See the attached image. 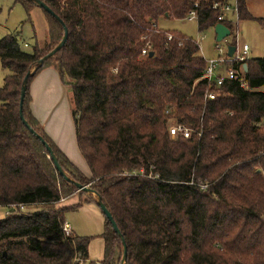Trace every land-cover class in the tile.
Returning a JSON list of instances; mask_svg holds the SVG:
<instances>
[{"label": "trees", "instance_id": "1", "mask_svg": "<svg viewBox=\"0 0 264 264\" xmlns=\"http://www.w3.org/2000/svg\"><path fill=\"white\" fill-rule=\"evenodd\" d=\"M43 1L62 21L43 9L44 46L24 51L15 34L0 38L6 71L0 86V264H120L123 254L106 218L99 235L103 257L95 263L88 252L92 236L64 233V213L78 203L56 204L82 191L58 174L19 117L23 77L61 40L63 26L64 45L28 77L23 117L67 176L99 194L126 242L124 264H264V178L256 170H264L258 127L264 91L257 90L264 85V57L246 60L245 86L226 79L217 88L202 78L207 61L198 43L159 27L163 18H185L198 1V29L213 28L214 0ZM245 4L237 0L238 18H254ZM147 42L153 54L141 56ZM50 66L69 86L89 177L30 111L28 85ZM209 91L217 92L214 99H205ZM170 118L188 125L190 137L172 139ZM37 205L41 209L19 211Z\"/></svg>", "mask_w": 264, "mask_h": 264}, {"label": "rangeland", "instance_id": "2", "mask_svg": "<svg viewBox=\"0 0 264 264\" xmlns=\"http://www.w3.org/2000/svg\"><path fill=\"white\" fill-rule=\"evenodd\" d=\"M233 6L234 0H228ZM246 9L254 18L239 19L238 38L249 45V58L264 57V0H246ZM226 19H232V13H225ZM262 18L261 20H258ZM232 26L230 22H227ZM159 27L170 31H178L198 42L202 56L206 59L217 57L214 49L216 43L213 28L200 31L196 20L167 19L159 21ZM7 34H15L24 51H31L34 45L44 46L48 41V21L46 13L35 3L20 0H0V38ZM26 44V45H25ZM223 49L226 42H221ZM6 73L0 66V86ZM257 90L264 91V85ZM175 121L173 118L168 123ZM45 133V132H44ZM173 139V138H172ZM90 176V175H89ZM95 197V196H94ZM85 191L62 198L56 206H69L78 203L76 209H67L64 219L71 225V231L79 236H92L89 243V258L94 263L103 257V240L99 236L104 229L105 217L96 202L89 199ZM41 206H24L22 212H33ZM4 208H0V216Z\"/></svg>", "mask_w": 264, "mask_h": 264}, {"label": "crops", "instance_id": "3", "mask_svg": "<svg viewBox=\"0 0 264 264\" xmlns=\"http://www.w3.org/2000/svg\"><path fill=\"white\" fill-rule=\"evenodd\" d=\"M28 95L30 111L42 130L67 159L89 177L88 166L76 143L69 86L50 66L40 70L31 79ZM91 197L95 199L93 194Z\"/></svg>", "mask_w": 264, "mask_h": 264}, {"label": "built area", "instance_id": "4", "mask_svg": "<svg viewBox=\"0 0 264 264\" xmlns=\"http://www.w3.org/2000/svg\"><path fill=\"white\" fill-rule=\"evenodd\" d=\"M198 6V1H194L185 18L188 20L197 21ZM211 8L218 12V22L223 23L224 21H227L230 22L232 26H228L225 24L229 28V35L224 37L220 41H216L214 45V49L217 51L218 56L211 59L205 58V60L207 61V66L204 70L202 78L205 79L208 84H214L217 88L221 87L226 79H235L239 82L240 86H245L246 81L244 73L246 71V66L244 65L246 64V60L249 58V45L246 42H240L238 38L239 18L237 0H234L233 6L228 2V0H214L211 3ZM226 12L232 13V19H226ZM167 38L170 39L171 35L167 34ZM221 42H226V47L224 49L221 46ZM229 45L235 46V49L230 56L227 54ZM150 48V43H145L143 48H141L140 55H148L150 52ZM199 51L202 54L200 46ZM216 95L217 92L209 91L205 94V99H214ZM258 127L264 132V119H262L258 123ZM167 129L171 138H176L178 136L188 138L192 133V129L188 125L181 124L176 121H171L170 123H168ZM256 170L261 173L264 178V170L260 168H257ZM11 208L14 210L18 209L15 205H12ZM20 208H22V206ZM7 212L8 210L5 211V213ZM63 231L66 235L71 233L70 224L66 221L63 224Z\"/></svg>", "mask_w": 264, "mask_h": 264}, {"label": "water", "instance_id": "5", "mask_svg": "<svg viewBox=\"0 0 264 264\" xmlns=\"http://www.w3.org/2000/svg\"><path fill=\"white\" fill-rule=\"evenodd\" d=\"M28 1L35 2L38 6L43 8L46 12H48L49 14L54 16L59 22L62 23L61 19L51 10V8H49V6L43 0H28ZM63 28H64V32H63V36H62L61 40L47 54L43 55L40 59H38L36 61V63L27 71V73L23 77V80L21 82V87H20V96H19V117H20L22 123L29 129V131L31 133H33L35 135V137L37 139H39L40 142L45 146V149L48 152L47 157L51 158L53 166L57 170L58 174L61 175L65 180L74 183V185L77 187L78 190L85 191L86 193H90V194H93L95 196V202H96L97 206L100 208V210L103 213V215L105 216V218L111 223L113 230L121 238L122 245H123V254L121 256L120 264H124L126 261V257H127L126 242H125L119 228L117 227V224L114 221L111 213L108 211V209L102 203L99 194L97 192H95L94 190H92L88 185H83L79 182L73 181L71 178H69L67 176V174L64 172L63 168L60 166L58 159H57L56 155L54 154L51 146L45 141V139L40 134L36 133L34 131V129L29 127V124L27 123V121L23 117L22 106H23V100H24V96H25L28 77L30 75H32L35 72V70L38 67H40L46 59H48L50 56H52L57 50H59L64 45V43L67 39V28L65 26H63ZM213 31L215 34V40L216 41H220L221 39H223L224 37L229 35V28L224 23H221V22H217L214 25ZM234 49H235V46L229 45L227 54L230 56L233 53ZM152 54H153V51H150L148 55L151 56ZM244 66H246V64Z\"/></svg>", "mask_w": 264, "mask_h": 264}]
</instances>
